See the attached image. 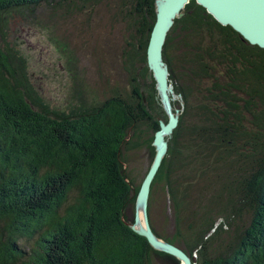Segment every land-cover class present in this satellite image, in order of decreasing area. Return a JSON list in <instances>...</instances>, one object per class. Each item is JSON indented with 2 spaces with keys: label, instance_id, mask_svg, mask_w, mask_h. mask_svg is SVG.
Returning <instances> with one entry per match:
<instances>
[{
  "label": "trees",
  "instance_id": "1",
  "mask_svg": "<svg viewBox=\"0 0 264 264\" xmlns=\"http://www.w3.org/2000/svg\"><path fill=\"white\" fill-rule=\"evenodd\" d=\"M46 8L105 10L128 86L80 80L53 107L9 40L13 15ZM156 20V0H0V264H181L128 224L169 120L147 77ZM164 58L180 121L152 184L153 230L195 264H264V48L191 0Z\"/></svg>",
  "mask_w": 264,
  "mask_h": 264
},
{
  "label": "rangeland",
  "instance_id": "2",
  "mask_svg": "<svg viewBox=\"0 0 264 264\" xmlns=\"http://www.w3.org/2000/svg\"><path fill=\"white\" fill-rule=\"evenodd\" d=\"M92 15L89 18L72 8H46L17 13L10 20L9 40L21 46L32 82L53 107L66 108L75 99L80 80L105 92L114 86H128L115 48L121 37L106 32L105 10L98 8ZM120 28L118 25L115 29ZM138 162L134 160L130 168ZM143 162L146 169L148 161Z\"/></svg>",
  "mask_w": 264,
  "mask_h": 264
},
{
  "label": "water",
  "instance_id": "3",
  "mask_svg": "<svg viewBox=\"0 0 264 264\" xmlns=\"http://www.w3.org/2000/svg\"><path fill=\"white\" fill-rule=\"evenodd\" d=\"M196 1L221 24L232 26L249 42L264 48V0ZM190 2L191 0H156L157 20L148 45L150 71L147 77L149 81H156L159 97L169 120L168 122L160 120L161 128L156 133L153 143L156 147V155L137 196L135 222L128 223L135 232L146 237L155 249L175 256L181 264L195 263L186 250L155 233L150 220L149 205L152 184L168 153L169 138L173 136L180 121V110L174 106L178 95L170 79L169 65L164 58V47L176 19L185 14Z\"/></svg>",
  "mask_w": 264,
  "mask_h": 264
}]
</instances>
